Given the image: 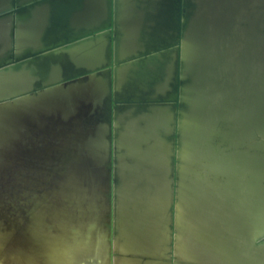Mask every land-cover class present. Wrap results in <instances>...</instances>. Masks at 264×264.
<instances>
[{
  "label": "bare ground",
  "instance_id": "bare-ground-1",
  "mask_svg": "<svg viewBox=\"0 0 264 264\" xmlns=\"http://www.w3.org/2000/svg\"><path fill=\"white\" fill-rule=\"evenodd\" d=\"M0 264H264V0H0Z\"/></svg>",
  "mask_w": 264,
  "mask_h": 264
}]
</instances>
